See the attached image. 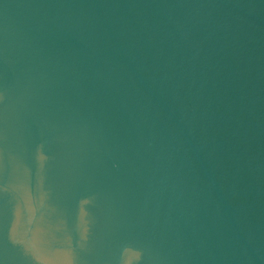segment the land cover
<instances>
[{"label": "water", "instance_id": "water-1", "mask_svg": "<svg viewBox=\"0 0 264 264\" xmlns=\"http://www.w3.org/2000/svg\"><path fill=\"white\" fill-rule=\"evenodd\" d=\"M0 264H264V0H0Z\"/></svg>", "mask_w": 264, "mask_h": 264}]
</instances>
